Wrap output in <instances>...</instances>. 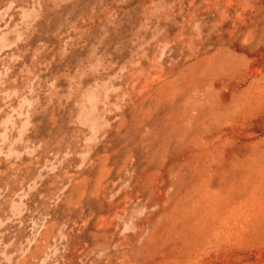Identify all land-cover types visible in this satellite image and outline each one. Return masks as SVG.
I'll use <instances>...</instances> for the list:
<instances>
[{
	"label": "rangeland",
	"instance_id": "374dc122",
	"mask_svg": "<svg viewBox=\"0 0 264 264\" xmlns=\"http://www.w3.org/2000/svg\"><path fill=\"white\" fill-rule=\"evenodd\" d=\"M0 264H264V0H0Z\"/></svg>",
	"mask_w": 264,
	"mask_h": 264
}]
</instances>
